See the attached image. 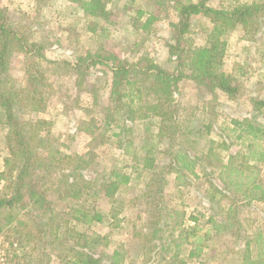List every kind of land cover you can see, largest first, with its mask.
I'll use <instances>...</instances> for the list:
<instances>
[{
    "label": "trees",
    "instance_id": "1",
    "mask_svg": "<svg viewBox=\"0 0 264 264\" xmlns=\"http://www.w3.org/2000/svg\"><path fill=\"white\" fill-rule=\"evenodd\" d=\"M69 1L77 4L85 15L97 19L92 20L91 30L100 25L98 19L106 23L102 25L105 31L114 24L111 6L115 0ZM173 9L177 21L171 22L172 41L167 45L176 65L170 71L146 55L130 59L97 51L79 55L74 63L50 59L46 53L48 45L34 40L15 12L0 2V135L3 129L7 130L9 148L5 167L0 171V215L4 216L0 231L4 225L13 223L27 229V235L42 244L40 253L34 257L38 260L36 264H50L54 255L61 264H126L125 241L111 245L110 233L88 231L99 223L119 226L124 220L119 216L122 187L132 181L131 174L118 164L112 169L100 164L96 167L93 151L86 157L64 152L59 146L60 136L51 129L52 122L44 117L28 116L29 111L39 110L44 87L49 85L40 69L43 63L72 68L78 78V89L83 90L85 85L84 90L92 93L95 90L89 78L92 69L107 67L111 73L106 84L110 87L109 104L99 105L106 113L103 123L99 124L94 115L82 120L83 131L92 136V145L103 142L106 133L107 139L112 141L110 137H113L128 153L136 142V125L143 127L136 165L151 171L141 195L147 220L133 233L142 251L160 254V261L165 264H188L187 258L203 253L202 241H207L212 232L230 233L244 237L241 264H264V229L259 226L254 236L244 234L239 219L240 205L264 202L261 144L264 122L258 121V118L264 121L263 97L249 98L252 117L232 119L238 137L250 138V152L233 154L222 164L221 183L212 181L205 194L207 213L195 210L187 215L186 211L166 203L170 175L176 187L184 188L189 185L190 177L200 178L206 170L201 155L192 153L195 144L184 139L180 105L174 97V78L188 77L206 88L211 93L207 104L217 101L219 92L232 101L243 95L242 83L225 71V50L230 34L237 27L241 26L244 37L252 41L264 30V0H219L216 7L207 0H173ZM198 15L210 22L203 26L202 45L195 43L191 33L192 17ZM141 17H131V24L137 31L149 34L157 16L150 13L146 19ZM17 51L26 59V75L21 81L13 74V57ZM99 99L94 93L95 105ZM153 124L156 132L152 130ZM165 141L168 143L163 144ZM160 155L166 156V160L157 165ZM185 214L193 224L190 228L204 230L195 239L187 258L180 257L184 236L175 235L177 229H185L182 227ZM62 226L73 242L60 241ZM72 230L74 234L69 235ZM171 236L173 244L169 241Z\"/></svg>",
    "mask_w": 264,
    "mask_h": 264
},
{
    "label": "rangeland",
    "instance_id": "2",
    "mask_svg": "<svg viewBox=\"0 0 264 264\" xmlns=\"http://www.w3.org/2000/svg\"><path fill=\"white\" fill-rule=\"evenodd\" d=\"M0 2L15 12L17 20L26 25L34 40L48 45L46 53L50 59L74 63L79 55L101 51L130 59L146 55L166 69L175 70V57H170L167 45L172 41L171 22L177 21L173 0H135L133 3H130V0H115L111 6L114 24L106 31L102 30V25L106 23L100 19H98L100 25L94 31L91 30L92 20L97 19L85 15L77 4L69 0H0ZM207 3L216 7L219 0H207ZM150 13H154L157 18L149 34L133 28L131 17L142 16L141 18L146 19ZM209 23V19L201 15L192 17L191 33L195 43L199 45L204 43L205 34L202 29ZM225 51V71L235 75L243 87V95L237 100H229L225 93L219 92L218 100L207 104L211 99V93L206 88L198 86L188 77L174 78V97L180 105L179 121L183 127L184 139L188 138L192 145L195 144L192 153L201 155L203 158L201 163L206 168L200 178L190 177L189 185L184 188L176 187L174 177L169 176L166 203L179 211H186L187 215L195 210L207 213L208 201L205 194L212 181L221 183L219 177L224 175L220 172L222 164L227 163L233 154L239 152L244 155L250 152L248 148L250 138L238 137L239 131L233 130L232 119L252 117L253 108L249 98L251 96L264 98V30L252 41L244 37L241 26L237 27L230 34ZM25 60V55L20 51L13 57V74L19 81L26 75ZM40 69L49 85L44 87L46 92L43 90V102L38 104L39 110L29 111L28 116L49 119L52 122V131L60 136L59 146L64 152L86 157L93 151L96 167L100 164L112 169L114 164H118L132 176L131 183L124 185L121 192L119 216L124 217V220L115 227L99 223L88 232L110 233L111 245L125 241L126 264H165L160 261V254H147L146 251H142L140 242L133 237L134 230L141 229L147 220L146 206L141 195L151 171L143 170L136 165L138 155L136 151L142 143L143 127L136 125V142L128 153L117 145L116 139L113 137H110L112 141L107 139L106 133L103 134V142L95 143L94 146L92 136L83 131L82 120L90 119L94 115L99 124H102L106 117V113L102 112L99 105L109 104L110 87L106 84L111 73L107 67L99 66L92 69L89 78L94 84V93L100 96L98 104L95 105L94 93L84 90L85 85L81 88L83 90L78 89V78L72 68L43 63ZM258 121L264 122L263 118H258ZM152 130L157 131L155 124L152 125ZM6 133L7 130L3 129L0 135V171L4 169L5 160L9 156ZM167 143L165 141L163 144ZM261 144L264 147V141ZM207 153L209 156H206ZM165 160L166 156L160 155L157 165ZM14 214L11 213L12 216ZM239 219L244 234L252 236L259 226L264 229V202L255 201L252 205L245 203L240 205ZM184 220L185 224L182 227L185 229H177L175 235L176 238L177 235L184 236L180 257L187 258L189 249L196 244H193L195 239L204 234V230L194 231V228H190L193 224L187 221L186 214ZM0 221L4 222L3 215H0ZM65 232V226H62L59 231L60 241L73 242L72 237ZM74 232L75 230H72L69 235L71 233L73 235ZM210 236L207 241H202V245L205 246L203 253L196 258H187L188 264H241L240 258L245 246L243 235L237 238L230 233L216 235L212 232ZM169 241L173 244L172 236ZM41 245L27 235V229L18 228L16 223L4 225L0 231V263L36 264L38 260L34 257L40 253L38 251ZM50 264L61 263L54 255Z\"/></svg>",
    "mask_w": 264,
    "mask_h": 264
},
{
    "label": "built area",
    "instance_id": "3",
    "mask_svg": "<svg viewBox=\"0 0 264 264\" xmlns=\"http://www.w3.org/2000/svg\"><path fill=\"white\" fill-rule=\"evenodd\" d=\"M1 264V263H0Z\"/></svg>",
    "mask_w": 264,
    "mask_h": 264
}]
</instances>
